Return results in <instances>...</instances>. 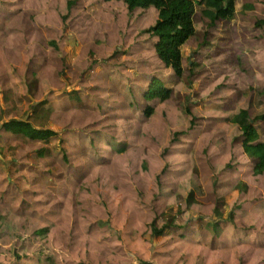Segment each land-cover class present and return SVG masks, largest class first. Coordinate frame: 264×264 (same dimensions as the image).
I'll list each match as a JSON object with an SVG mask.
<instances>
[{
    "label": "rangeland",
    "instance_id": "374dc122",
    "mask_svg": "<svg viewBox=\"0 0 264 264\" xmlns=\"http://www.w3.org/2000/svg\"><path fill=\"white\" fill-rule=\"evenodd\" d=\"M69 1L0 0V106L56 133L0 137V264H264V173L233 117L264 142V0L212 26L195 3L181 77L152 50L154 8ZM147 77L169 96L143 99ZM41 100L56 114L31 116Z\"/></svg>",
    "mask_w": 264,
    "mask_h": 264
},
{
    "label": "trees",
    "instance_id": "16d2710c",
    "mask_svg": "<svg viewBox=\"0 0 264 264\" xmlns=\"http://www.w3.org/2000/svg\"><path fill=\"white\" fill-rule=\"evenodd\" d=\"M112 1V0H105ZM122 1L129 12L137 8H154L157 12L155 24L148 30L151 37L155 38L154 51L166 68H170L176 77H181L183 73L182 65V45L194 34L193 14L195 3L204 2L207 7L202 9L204 16L210 19V25L217 19H231L234 15L233 0H114ZM69 6L73 1H69ZM170 89L165 88L160 80L152 79L146 98L159 97L165 99L169 96ZM152 111V107L147 106L146 112ZM38 113H47L44 107H40ZM233 117H236L243 136L242 148L249 158L257 159L253 173L259 175L264 172V142L258 141V133L250 114L246 109H240ZM193 125V124H191ZM4 128L14 134L25 136L29 139H46L54 135L50 129L35 128L27 121L12 119L4 123ZM178 134V133H177ZM238 190L243 186L238 185ZM245 188V187H244ZM242 191V189H241ZM240 191V192H241ZM224 201V200H223ZM220 200L219 202H223ZM221 204V203H220ZM219 205V204H218ZM217 226V223H214ZM164 227L158 228L151 224L153 237H159L164 232ZM146 264V263H143Z\"/></svg>",
    "mask_w": 264,
    "mask_h": 264
},
{
    "label": "crops",
    "instance_id": "0c3cea01",
    "mask_svg": "<svg viewBox=\"0 0 264 264\" xmlns=\"http://www.w3.org/2000/svg\"><path fill=\"white\" fill-rule=\"evenodd\" d=\"M112 1H114V0H112ZM120 2H122V1H120ZM127 8V7H126ZM138 9H142V8H137V9H135L134 11H136V10H138ZM128 10V9H127ZM142 10H146V9H142ZM206 17V16H205ZM208 18V17H207ZM209 19V18H208ZM215 23V22H214ZM4 24H5V19H4ZM209 24H210V19H209ZM212 25H215V24H212ZM212 25H210V26H212ZM195 28V27H194ZM196 28H195V32H194V34L196 33ZM193 34V35H194ZM149 45V47H150V41H149V43H148ZM151 47H152V50H153V52L155 53V51H154V42H153V45L151 44ZM209 51H210V49H208ZM212 51L211 52H209V55H211V56H213L214 58H215V55H216V53H215V48H214V50L213 49H211ZM217 52V51H216ZM156 54V53H155ZM159 59V58H158ZM161 61V60H160ZM257 66V65H256ZM0 69H2V71L0 72V73H2L0 76L3 78V79H6V76H7V72L9 71V70H7V69H5V67H0ZM169 69V72H167V73H169V74H172V75H174L173 74V72H172V70L170 69V68H168ZM253 70V69H252ZM9 76H11V74H8ZM175 76V75H174ZM152 79H154V78H150L149 79V77H147V84H146V87H144L145 89L142 91V93H141V97L143 98V99H147V100H151V99H153V98H151V99H149V98H146L144 95H145V93H146V91L148 90V86H149V83L152 81ZM159 80V79H158ZM3 82H5V83H11V81H7V80H3ZM162 82V81H161ZM4 85H2V87H3ZM3 88H5V87H3ZM139 90V89H138ZM6 93H11L12 95H15L13 92H11L10 91V84H8L7 85V87L5 88V89H3V92H1V96H3L4 97V99L3 100H5L6 101V97L8 96ZM130 94H131V96H133V94H134V92H130ZM79 98H81V97H79ZM156 97H154V99H155ZM2 109H3V111H4V113L5 114H8V116H7V118H5V117H0V137H2V136H4V134H7L6 136L8 137V139L6 140V145L5 146H11V145H13V144H16V143H20V145L23 147V146H26V147H28V146H34L35 147V145L38 143V142H45L46 140H48V138H46L45 139V141L44 140H41V139H29V138H27V137H25V136H22V135H19V134H14V133H12V132H10V131H7L5 128H4V123H6V122H8V121H10V120H12V119H18V114L16 115L15 113H10V111H9V109L7 108L6 109V107H4V103H2V105L0 106ZM40 107H44L46 110H48V111H50L51 112V116H53V115H55L56 114V111H58V110H53L52 108H53V105L48 101V100H41V101H39L37 104H36V106L34 107V109H33V113H31V116H33V117H38V116H40L41 114L40 113H38V110L40 109ZM191 126H194V125H191ZM192 129V128H191ZM189 129L187 128L186 129V131H188ZM179 134V133H178ZM54 135H56V133L54 134ZM54 135H52V136H50L49 137V139L51 138H53V136ZM86 141H88L89 140V137H87L86 139H85ZM85 141V142H86ZM258 141H260V140H258ZM263 142V141H262ZM242 145V144H241ZM42 146H43V144H42ZM67 147H68V144L66 143V141H64V140H61L60 141V145L58 146V148L59 149H67ZM243 149V148H242ZM38 150V151H37ZM244 152V151H243ZM245 153V152H244ZM35 154L37 155V157H48V156H50V153L45 149V151H44V149L42 148V149H36L35 150ZM52 155H53V153H52ZM247 156V155H246ZM248 157V156H247ZM249 158V157H248ZM66 159V157H64V159H61V161L62 162H64V160ZM249 159H252V160H255V163H256V161H257V159H254V158H249ZM66 161V160H65ZM65 163V162H64ZM255 163H254V165H255ZM254 165H253V167H254ZM252 171H253V169H252ZM264 173V172H263ZM44 174V173H43ZM262 174V173H261ZM261 174H259V175H261ZM40 180V182L42 183L44 180H45V182H48V181H50L51 182V179H49V177H48V173H46V174H44L43 176H41V178H39ZM65 180H67V179H65ZM37 191V190H36ZM236 192H238V191H236ZM238 193H240V192H238ZM22 205V204H21ZM18 212H20V213H23V210L22 209H20Z\"/></svg>",
    "mask_w": 264,
    "mask_h": 264
}]
</instances>
